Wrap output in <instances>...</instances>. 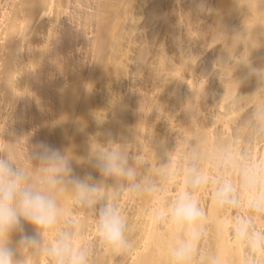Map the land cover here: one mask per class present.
<instances>
[{
    "label": "clouds",
    "instance_id": "9594fccd",
    "mask_svg": "<svg viewBox=\"0 0 264 264\" xmlns=\"http://www.w3.org/2000/svg\"><path fill=\"white\" fill-rule=\"evenodd\" d=\"M235 2L246 9L242 27L229 32L220 22L213 26L222 46L213 70L220 79L214 67L219 65L237 85L228 105L236 113L231 131L209 134L201 121L205 89L193 88L179 110L187 114V125L173 127L164 116L178 133L164 162L153 147V130L142 131L141 121L131 141L89 134L87 152L80 155L72 147L30 143V135L6 140L0 118V264H96L89 225L105 249L126 253L133 247L124 204L130 199L150 201L147 215L162 230L158 264H264V58L259 64L251 58L264 37V0ZM192 3L197 14L213 10L209 0ZM254 14L261 19L249 27L246 20ZM257 25L262 26L259 34ZM178 52L179 63L193 55L190 49ZM238 70L242 75H236ZM249 79L254 90L240 94ZM4 81L7 73L0 71ZM92 88L84 84L86 93ZM142 101L139 111L145 113ZM115 102L113 97L110 105ZM90 115L99 128L107 110L93 109ZM215 124L214 114L211 127ZM73 161L91 164L99 178L75 174ZM25 224L35 234L27 233Z\"/></svg>",
    "mask_w": 264,
    "mask_h": 264
},
{
    "label": "bare ground",
    "instance_id": "6f19581e",
    "mask_svg": "<svg viewBox=\"0 0 264 264\" xmlns=\"http://www.w3.org/2000/svg\"><path fill=\"white\" fill-rule=\"evenodd\" d=\"M214 1L212 20L202 25L204 16L194 11L192 0L184 11L176 12L171 0H0V50L4 51L0 71L7 73V82H0L4 139L30 135V143L42 140L85 155L89 134L99 132L101 140L111 134L117 140L131 141L141 121L142 131L153 130V147L164 162L165 152L175 148L178 135L170 130L169 122L176 128L181 127L179 123L188 124L187 114L179 110L193 95L191 88L205 89L201 121L209 134L216 129L231 131L236 113L228 105L237 85L219 65L214 67L220 70L221 80L217 71L206 75L222 50L220 44L216 47L219 40L213 26L220 22L229 32L241 28L246 9L235 0ZM260 19L254 14L246 24L251 27ZM261 31L257 25L255 32ZM167 42L177 50L176 63L171 61ZM186 48L193 55L179 63L178 49ZM251 58L254 64L261 63L264 37ZM201 60L208 71L199 64ZM86 82L93 85L91 92H85ZM255 86L254 79L245 80L238 91L250 93ZM113 97L116 102L110 105ZM141 101L146 114L139 111ZM93 109L107 110L99 128L90 115ZM214 114L216 124L211 127ZM73 169L77 175L91 173L99 178L89 163L73 161ZM124 204L133 225V247L121 254L107 250L95 241L89 225L96 264H158L157 238L162 230L147 215L150 201L130 199ZM86 215L91 221L90 214ZM24 228L35 234L31 225ZM18 238L19 233L14 234L13 243Z\"/></svg>",
    "mask_w": 264,
    "mask_h": 264
},
{
    "label": "rangeland",
    "instance_id": "374dc122",
    "mask_svg": "<svg viewBox=\"0 0 264 264\" xmlns=\"http://www.w3.org/2000/svg\"><path fill=\"white\" fill-rule=\"evenodd\" d=\"M189 2H190V0H179V1H177V0H171V7L172 8H174V12H176V11H178V10H180L181 11V9H182V11H184L185 9H186V7L188 6V4H189ZM214 0H209V7L212 5V6H214ZM201 14H203V16H204V19H202L201 21H200V23L203 25V24H208L209 22H211V20H212V11L211 12H209V13H201ZM167 41H169V38L167 39ZM165 46H167V48H168V50H169V56H174L176 53H177V50H176V48L174 47V46H172L171 45V42H167V44L165 45ZM220 45H218V44H216V47H219ZM185 50H188L187 48L185 49ZM207 52H209V54H212L213 53V50H209V49H207L206 50ZM205 54V52L203 53V55ZM150 59H152V58H150ZM199 64H202V67L204 66V68H205V70L206 71H208V67H206V65H205V62H203L202 60L199 62ZM152 66L154 65V63L153 64H151ZM149 66L150 65H148L144 70H143V74L144 75H147V73L149 72ZM214 70L213 69H211L210 70V72L206 75V76H208V77H210L211 76V74H212V72H213ZM214 72H216V71H214ZM143 83H140V85H142Z\"/></svg>",
    "mask_w": 264,
    "mask_h": 264
}]
</instances>
